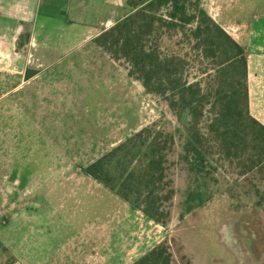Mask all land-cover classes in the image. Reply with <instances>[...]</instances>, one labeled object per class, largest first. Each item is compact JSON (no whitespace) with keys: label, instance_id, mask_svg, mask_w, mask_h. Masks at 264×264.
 Segmentation results:
<instances>
[{"label":"crops","instance_id":"obj_1","mask_svg":"<svg viewBox=\"0 0 264 264\" xmlns=\"http://www.w3.org/2000/svg\"><path fill=\"white\" fill-rule=\"evenodd\" d=\"M126 2L0 0V264H133L155 247L150 236L127 248V222L155 223L85 173L105 153L93 156L92 133L123 113L118 65L94 39ZM200 6L245 50L250 113L264 125V0Z\"/></svg>","mask_w":264,"mask_h":264},{"label":"trees","instance_id":"obj_2","mask_svg":"<svg viewBox=\"0 0 264 264\" xmlns=\"http://www.w3.org/2000/svg\"><path fill=\"white\" fill-rule=\"evenodd\" d=\"M127 6L130 12L94 43L124 66L147 94L165 100L178 117L190 114L191 146L203 144L199 126L211 113L208 132L226 156L262 160L264 125L250 113L243 47L201 8L200 0H130ZM173 39V49L164 46V40ZM191 69L197 72L193 80ZM173 146L172 135L147 126L90 164L85 173L132 209L165 225L174 197L168 174ZM133 264L174 263L169 246L161 243Z\"/></svg>","mask_w":264,"mask_h":264},{"label":"rangeland","instance_id":"obj_3","mask_svg":"<svg viewBox=\"0 0 264 264\" xmlns=\"http://www.w3.org/2000/svg\"><path fill=\"white\" fill-rule=\"evenodd\" d=\"M175 41L164 40V46L173 49ZM117 65L116 82L124 86L116 89L124 95L116 103L123 104V113L120 117L107 115V130L92 133L103 143L92 149L93 156L98 151L107 154L147 126L174 137L168 164L174 189L169 218L165 225L153 221L155 224L145 226L137 220L135 227L127 222L123 234L130 241L127 248L134 249L138 241L152 236L156 239L150 240L151 246H169L174 264H264V157L226 156L208 132L211 113H206L199 126L203 144L191 146L190 114L178 117L165 100L147 94L137 80L131 78L132 86L126 87L128 73ZM97 70L104 82L108 80L106 68L92 67L89 76L95 78ZM189 73L190 80L197 76L196 69ZM99 86L98 94L104 95L103 84L99 82ZM1 245L0 241V252Z\"/></svg>","mask_w":264,"mask_h":264}]
</instances>
